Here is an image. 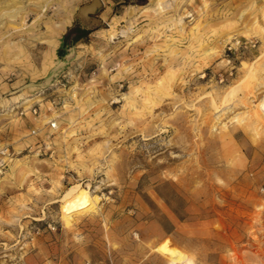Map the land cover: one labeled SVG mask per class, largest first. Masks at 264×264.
<instances>
[{"label":"rangeland","instance_id":"1","mask_svg":"<svg viewBox=\"0 0 264 264\" xmlns=\"http://www.w3.org/2000/svg\"><path fill=\"white\" fill-rule=\"evenodd\" d=\"M166 240L264 264V0H0V264H172Z\"/></svg>","mask_w":264,"mask_h":264},{"label":"bare ground","instance_id":"2","mask_svg":"<svg viewBox=\"0 0 264 264\" xmlns=\"http://www.w3.org/2000/svg\"><path fill=\"white\" fill-rule=\"evenodd\" d=\"M74 191H75L74 189L68 191L62 199L65 201L64 202L65 204L62 209L67 212L78 211L79 209H81L84 205H86L89 202L87 192H83L82 196H76L74 198H70L72 194L74 193ZM156 250L159 253L166 254L171 259L172 264H183L184 263V260H185L184 254L176 248H171L169 246L168 240L160 244ZM187 264H192V263L189 261L187 262Z\"/></svg>","mask_w":264,"mask_h":264},{"label":"trees","instance_id":"3","mask_svg":"<svg viewBox=\"0 0 264 264\" xmlns=\"http://www.w3.org/2000/svg\"><path fill=\"white\" fill-rule=\"evenodd\" d=\"M72 34H75L74 37H71ZM90 32H85L84 30L80 29L78 26L73 31H70L63 37L62 40V49L58 52L59 56H62L64 48L70 45H75L80 42H85L86 38L90 35Z\"/></svg>","mask_w":264,"mask_h":264},{"label":"water","instance_id":"4","mask_svg":"<svg viewBox=\"0 0 264 264\" xmlns=\"http://www.w3.org/2000/svg\"><path fill=\"white\" fill-rule=\"evenodd\" d=\"M91 10H92L91 8H88V9L84 10L83 13L86 14V13L90 12Z\"/></svg>","mask_w":264,"mask_h":264}]
</instances>
